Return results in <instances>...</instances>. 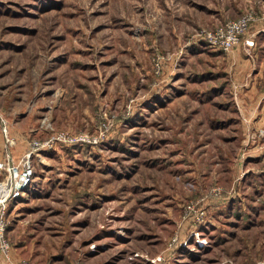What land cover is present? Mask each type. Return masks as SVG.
<instances>
[{"label":"rangeland","instance_id":"374dc122","mask_svg":"<svg viewBox=\"0 0 264 264\" xmlns=\"http://www.w3.org/2000/svg\"><path fill=\"white\" fill-rule=\"evenodd\" d=\"M246 13L264 0H0L3 132L72 138L2 209L0 264H264L262 110L200 35Z\"/></svg>","mask_w":264,"mask_h":264},{"label":"built area","instance_id":"2783aa9c","mask_svg":"<svg viewBox=\"0 0 264 264\" xmlns=\"http://www.w3.org/2000/svg\"><path fill=\"white\" fill-rule=\"evenodd\" d=\"M259 20L256 14L246 13L237 19H228L217 25L214 29L203 30L201 36L204 41L212 48L220 51L228 52L235 46L239 45L243 36L247 33L251 25ZM249 46L254 45L253 40H246ZM159 66V65H158ZM6 136V154L4 158H0V219L1 223L3 217L1 216L2 209L6 207L7 203L13 199L21 196L28 185L31 183L34 174L32 165L33 155L45 147H52L54 143L62 139H72L65 133H60L57 136H52L47 141L41 142L32 140L26 152L20 159H15L12 154V147L15 145V140L8 136L5 127ZM77 137V136H76ZM76 139H89L87 135H81ZM5 225L0 224V255L3 254L7 259L10 258V243L4 237ZM14 264H32L26 259H21Z\"/></svg>","mask_w":264,"mask_h":264},{"label":"crops","instance_id":"0c3cea01","mask_svg":"<svg viewBox=\"0 0 264 264\" xmlns=\"http://www.w3.org/2000/svg\"><path fill=\"white\" fill-rule=\"evenodd\" d=\"M245 40H253L255 43L252 47L246 45ZM212 54V53H211ZM212 55H216L213 53ZM223 58V60H222ZM224 69L230 74L232 80V90L240 102L243 115L248 117L257 114V108L261 109L256 115L255 123L261 124L264 120L263 102V85L264 81V13L259 21L255 22L248 33L243 37L240 45L235 46L232 50L226 52L221 59H216ZM6 130L11 121H4ZM3 125L0 118V158L6 154V136L3 132ZM10 132V131H9ZM16 145L12 147V154L15 159H20L28 146L27 137H12Z\"/></svg>","mask_w":264,"mask_h":264}]
</instances>
